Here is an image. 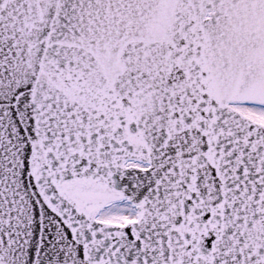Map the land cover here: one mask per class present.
<instances>
[{"label":"snow or ice","instance_id":"snow-or-ice-1","mask_svg":"<svg viewBox=\"0 0 264 264\" xmlns=\"http://www.w3.org/2000/svg\"><path fill=\"white\" fill-rule=\"evenodd\" d=\"M0 264H264V0H0Z\"/></svg>","mask_w":264,"mask_h":264}]
</instances>
